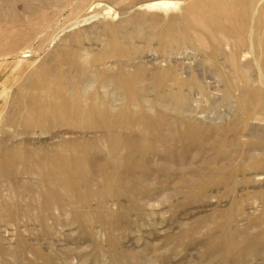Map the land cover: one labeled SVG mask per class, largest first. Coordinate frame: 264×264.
I'll list each match as a JSON object with an SVG mask.
<instances>
[{"label": "rangeland", "instance_id": "1", "mask_svg": "<svg viewBox=\"0 0 264 264\" xmlns=\"http://www.w3.org/2000/svg\"><path fill=\"white\" fill-rule=\"evenodd\" d=\"M157 1L0 0V264H264V0L239 8L243 45L207 33L204 48L195 1ZM42 72L85 105L131 100L128 129H26ZM109 136L137 145L133 163L111 158ZM87 141L120 165L122 194L92 173L82 196L32 170Z\"/></svg>", "mask_w": 264, "mask_h": 264}, {"label": "bare ground", "instance_id": "2", "mask_svg": "<svg viewBox=\"0 0 264 264\" xmlns=\"http://www.w3.org/2000/svg\"><path fill=\"white\" fill-rule=\"evenodd\" d=\"M194 1L195 3L193 5L187 7L186 12L190 15L188 22L190 25L192 23V31L199 40V47H205L204 44H206V41L203 37H205L204 35H207V33H209L214 39H216L217 35L220 33L227 34L228 36L233 35L238 43L243 45V34L247 22V14L239 12V8L241 7L242 2H244L243 0ZM175 5L176 3L171 1L160 0L155 3H149L147 6L167 8ZM239 13L241 14V17L239 16ZM238 17L241 18V26L240 30H235L234 24H236ZM225 18L229 19V26L223 28L222 20ZM194 42L192 41L191 43ZM48 75V72H42L39 81L34 84L32 95L35 99L32 102L34 105L32 110L36 116L32 120L24 121L25 123H28L25 126L26 129L38 127L41 130L46 123L48 124L46 126L48 130L63 128L70 125H73L79 130H85L89 126L91 127V125H94L101 128L103 131H110V133L118 130L120 126H123L126 130L128 129L129 118L132 116L130 115V111L133 107L131 100L125 99V101L118 106L114 104L115 102L105 105L100 102L101 100L96 102L95 99V101L91 102L89 105H85L86 101L90 99L88 98L86 101L84 100L82 94L77 90L75 82L70 80L56 82L49 88L48 82L50 80ZM119 78L117 86L126 91L125 75L123 74ZM83 95L85 97L86 94ZM16 104L19 106L18 102H16ZM114 108L117 109L116 113ZM11 119L9 122H14L15 119ZM15 121L17 122V120ZM111 138L112 137L109 136V138L106 139V141H109L106 143L112 146L110 152V155H112L111 158L120 157L121 153L125 151L122 161L127 164L133 163L137 145L128 140L111 141L109 140ZM96 146L97 143H94L93 141H87L86 143L68 142L64 145H60L58 147L59 150L57 151L48 150L49 152L47 151L43 157L36 156V166L32 170L34 172H43L46 174L47 179L45 178L41 181L43 185L48 183L49 186L60 189L63 188L69 192L78 191V193L82 188H86L87 190L91 189L92 184L88 179V174L92 173L94 176L101 179V182L99 183L100 186L106 187L109 190L114 188L117 192L119 191L118 194H122L125 191V184L123 185L118 178V174L121 170L120 165H111L110 162H99L104 159V156L100 152L93 155L90 154V151ZM46 180L49 181L46 183ZM79 194L82 195V193ZM105 194L107 193H103L102 196ZM85 198L86 196H84V199Z\"/></svg>", "mask_w": 264, "mask_h": 264}]
</instances>
